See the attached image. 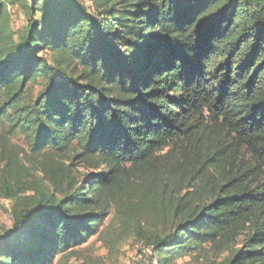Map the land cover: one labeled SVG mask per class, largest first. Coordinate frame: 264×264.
Wrapping results in <instances>:
<instances>
[{
	"label": "trees",
	"instance_id": "16d2710c",
	"mask_svg": "<svg viewBox=\"0 0 264 264\" xmlns=\"http://www.w3.org/2000/svg\"><path fill=\"white\" fill-rule=\"evenodd\" d=\"M90 2L0 0V127L31 153L0 152V264H68L113 207L170 218L156 264L243 234L225 264H264V0Z\"/></svg>",
	"mask_w": 264,
	"mask_h": 264
},
{
	"label": "rangeland",
	"instance_id": "374dc122",
	"mask_svg": "<svg viewBox=\"0 0 264 264\" xmlns=\"http://www.w3.org/2000/svg\"><path fill=\"white\" fill-rule=\"evenodd\" d=\"M86 6L94 12L90 0H85ZM10 29L14 34L15 41H19L26 28L25 13L19 7L8 10ZM47 58L51 59L50 55ZM41 90L40 85L29 88L28 96L35 99ZM0 152L5 154L15 153L26 156L31 153L24 138L21 135H11L0 127ZM77 176L82 179L87 174L94 172L85 167L77 168ZM41 182V175L30 171L22 178V188L27 195H32L34 188ZM62 196V191H58ZM13 203L2 192L0 184V236L9 231L13 226ZM141 224V234L133 230L125 229L120 220L115 217V208L112 214L101 227V235L95 236L87 244L78 249L81 255L71 259L68 264H156L153 262V238L157 235L163 236L171 226V220L167 215L152 216L151 213L142 212L137 217ZM246 235L243 234L236 240L228 241L217 248L206 245L201 251H193L176 260L173 264H225L234 252L243 246Z\"/></svg>",
	"mask_w": 264,
	"mask_h": 264
}]
</instances>
